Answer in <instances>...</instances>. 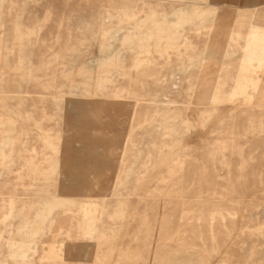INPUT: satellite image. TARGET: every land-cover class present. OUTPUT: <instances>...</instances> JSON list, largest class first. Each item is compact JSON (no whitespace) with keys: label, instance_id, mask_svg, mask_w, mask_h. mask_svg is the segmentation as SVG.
I'll return each mask as SVG.
<instances>
[{"label":"rangeland","instance_id":"374dc122","mask_svg":"<svg viewBox=\"0 0 264 264\" xmlns=\"http://www.w3.org/2000/svg\"><path fill=\"white\" fill-rule=\"evenodd\" d=\"M261 66L264 0H0V264H264Z\"/></svg>","mask_w":264,"mask_h":264},{"label":"bare ground","instance_id":"6f19581e","mask_svg":"<svg viewBox=\"0 0 264 264\" xmlns=\"http://www.w3.org/2000/svg\"><path fill=\"white\" fill-rule=\"evenodd\" d=\"M184 8H185V6H184ZM184 16H186V15L184 14ZM207 17L210 18V19L214 18V12H213L212 9L209 10V15H207ZM150 19H152V18H148V19H146V21L147 20L150 21ZM218 19H219L218 21L220 22V24H222L224 18L220 19V17H219ZM244 25H245V22H241V24L238 26L237 32H235L232 35V37H233V38H231L232 39V44L230 45L232 51H234V50L237 51L238 50V51L242 52L243 49L247 50V48H248L247 45L243 47L242 44H241L243 37H242V33L240 31L243 29V27H245ZM210 28H211V25L207 26L205 28V30L203 31V33H201V36L204 38V43L202 44L201 47H196L195 48V47H192V46L189 45L188 48H192V49L195 48L194 49V56H193L192 63H191V65L195 69V73L193 75V79L196 78V72H197L196 70H199V69L201 70L202 68H206L207 67V71L203 72L204 73L203 74V78L206 77V76L211 75L212 73L214 74V77H217V81L215 83L216 86L214 87V90H213V93H212V97L214 99H221V97H223V94L225 92V85L229 84L230 81L235 77V72L237 71L235 69V66H236L235 63L236 62L235 61L233 62L231 60L233 58L232 55H229V57L231 59H228V61L224 65H222L221 68L216 69V70L214 69L213 54H212V52L210 50V47H209V44H208ZM252 40L254 41L255 39L253 38ZM252 77H254V79L250 78L248 81L251 82V86L253 87V89L255 91H257L259 94H263L264 95V66H261L258 69L257 74H255V76L252 75ZM233 91H235V90H233ZM248 106H250V108L264 109V104H262V103H256V102H251L250 101L248 103ZM20 172H21V170L16 171V175H17L16 179L3 180L1 178L0 193H1V190L3 189V187H10L11 188L13 186V184H18V183L26 184V182L21 180V179H24L26 177H23V176H20V175L18 176V174ZM13 175H15V174H13ZM23 264H34V263H33V261H29V260L24 259L23 260Z\"/></svg>","mask_w":264,"mask_h":264}]
</instances>
